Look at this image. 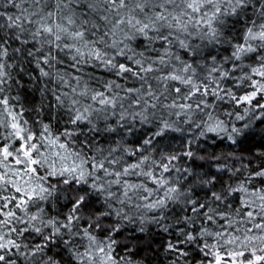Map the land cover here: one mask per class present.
<instances>
[{"label": "snow or ice", "instance_id": "snow-or-ice-1", "mask_svg": "<svg viewBox=\"0 0 264 264\" xmlns=\"http://www.w3.org/2000/svg\"><path fill=\"white\" fill-rule=\"evenodd\" d=\"M0 264H264V0H0Z\"/></svg>", "mask_w": 264, "mask_h": 264}]
</instances>
